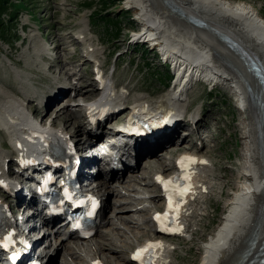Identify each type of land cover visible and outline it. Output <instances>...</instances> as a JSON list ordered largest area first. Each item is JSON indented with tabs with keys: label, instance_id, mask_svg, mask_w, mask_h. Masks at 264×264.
<instances>
[{
	"label": "bare ground",
	"instance_id": "obj_1",
	"mask_svg": "<svg viewBox=\"0 0 264 264\" xmlns=\"http://www.w3.org/2000/svg\"><path fill=\"white\" fill-rule=\"evenodd\" d=\"M126 5L128 10L136 16L137 26L141 28L138 33L133 35V41L145 46L148 44L151 50H160L157 51V55L159 57L162 56V60L167 65L171 64L172 66H170L175 71L174 75H176L177 79H174L173 86L171 87V84L165 85L167 93L161 96V98H159L160 96L157 97L156 99H159L154 103L143 100L132 101L133 96L131 94L135 91L129 90L125 85L121 86L114 80L112 75H107L108 72L99 61L94 65L87 63L90 66V70H83L91 73V76L94 77L93 82L96 88L94 95L88 97V100L101 92H105L110 87L112 91H116L113 101H115L118 107L114 113L108 114V112H103L101 116L99 115L100 117L96 116L99 118H95L94 122V119L90 118L89 115L92 113L91 109L81 106V116L83 117L81 123L86 126L84 125L83 131H81L82 129L74 131V139H72L73 134H70V131L68 133L65 128L54 129V127H59L55 126L56 124L48 128L46 126L47 120H44L47 116L46 113L44 115L46 108H50L62 96H66L64 99L69 98L65 94L68 87L64 86L65 80L68 79L67 75H69H66L67 69L64 72L63 78H58L54 81L52 87L54 91L46 96V101L45 99L41 100L42 103L40 104L38 100L48 91L45 90L43 95L37 99H32L26 93L28 89L26 85L27 89L22 97L13 94L12 91H8L7 93L0 91V100L2 97L0 103V130L6 140L0 146V178L3 176L5 164H7V175L14 176L11 165L18 160L15 157L17 156V147L24 146L30 148V144L26 138H29V136L39 137L38 129L44 133L43 140H41L44 144L49 142L46 145L52 150L62 149L65 153V150L71 152L72 150L78 151L79 149L85 152V144L92 136V133H102L108 125L123 121L126 112L131 111L133 107L134 109L131 114H134L138 122L131 127V131L136 134L134 137L138 142L137 152L131 156L127 155L130 153L128 150L127 154L121 151L116 156L117 167L111 166L109 172L97 171L94 177L97 178L95 180L97 181L95 182L96 186L91 189V192L101 199L103 206L107 208L111 207L106 204L107 197L110 194L117 197L121 195V192L115 190V188L122 184L121 180L124 177L121 172L131 167L129 165L131 162L133 166H136L141 152L165 142L166 149L179 151L184 147L183 145L188 144V142H179L191 139L193 142L192 147L185 146L184 148H191L193 152L183 151V153L189 154L190 158H194L195 162L188 164L186 169V174L190 177V190L185 195L183 203L178 210L174 226L176 230L163 233L151 221L153 218L151 210L162 211L164 206L162 195L159 193L151 195V198L147 200L151 206H141L145 201L139 195H144L147 192L150 193V188L155 187L139 178L140 168L138 170L139 175L137 174L135 177L131 174L134 168H130L127 171L129 176L127 177L125 192H135L138 194V198L133 197L132 199L135 204H132L131 201L123 203L120 199L116 200L112 204L113 216L105 220L103 219L104 217L102 218L100 210L103 207H101L98 211L95 231L86 239L81 240L78 238L75 233L69 231L70 228L67 226L62 228V226L57 225L58 228L53 233L55 226L50 227L51 221L44 219L38 227L35 224V219L40 220L41 218L39 214L31 216L33 212L30 210V202L20 207H13L12 211L20 214V211L23 209V213L27 211L25 214L26 218L29 215L31 216L28 221H33L34 223L32 224V231L28 234L29 236L40 234L42 231L41 237L34 243L32 248L33 255H36L35 258L40 261V264H45L43 261L45 258H48V249L51 247V235L55 240L54 243L59 244L57 248L61 244L64 247L63 249L68 252V256L73 259L72 264H80L77 262H81L79 252L84 248L83 243L89 242V246L87 245L88 252H85L86 255L90 254L89 250L93 248L92 241H94V235H98L99 232L100 238L107 241V244H99L98 242L96 244L95 242V251L92 249L93 253L90 256L88 255L89 257L85 259L86 262L83 260L85 264H112L110 260L118 264H137L132 258L135 248L134 242L128 244L131 249L129 255L126 254L128 247H126V251L119 249L122 245H127L125 236L119 230L121 229L122 231L125 228L132 235L133 233L135 234V230H131L133 226L136 227L135 219L129 215L134 214L139 216L141 213L144 215H141V220L138 221H142L141 224H146V226L149 225L153 235L150 238V235L136 233L137 235L134 236L136 238L135 241L143 245L148 242L158 243L161 247L156 248V259L152 264H170L167 260L169 254L174 249L164 239L189 235L190 238L188 239L191 240L195 233L188 232L189 224L199 216L198 213L204 212L200 202L212 188L213 165L205 154L203 156L198 153L200 152V148L205 146L201 136H199V132H207L208 125L201 124V126L196 123L197 121L200 123V120L203 122L200 110L189 113L188 110L183 112L186 109V102L192 94L190 86H193L198 81H203L208 85H212V87L219 86L229 91L237 104L236 106L238 107L236 109L239 112V124L237 126L242 130L243 159L241 171L239 170L236 177V191L228 200V209L221 223L203 246L198 264H247V261L253 258L261 245V241L252 245L253 238L251 235H253L255 230H257L256 237L264 234V154L260 150V142L264 144V107L261 108V104L264 105V95L256 79L247 72L242 56L245 53L247 56L256 58L264 68V20L258 13L255 15L250 6L240 2L230 3L225 0H126ZM222 37H227L229 40L235 42L239 54L231 50L228 44L221 40ZM71 39L72 42L76 39H79L80 42L82 37L73 36ZM81 43L84 48L83 52L89 54L87 48L92 50L89 47L90 45L87 47L86 43L83 41ZM132 45H135V43ZM53 50L62 51V48L58 46ZM38 51L43 62L46 65L48 64L49 71L51 72L55 68L64 69L65 61L68 63L75 62V59L72 60L70 55L66 58L67 60H64L63 64L56 65V60L54 61V59L58 56L59 52H56L57 55L52 56L47 49L41 48ZM72 51H75V49L73 48ZM63 52L69 53L67 51ZM92 53L99 54L97 50L91 51L90 54ZM82 56L84 57L83 53ZM83 57L82 59H84ZM79 60L80 63H78L82 66L83 60ZM48 61L51 62L47 63ZM83 75L82 73L77 78L74 76V72L70 74L71 81L69 83L72 87L69 92L73 91L70 94V98H73L76 94V98H79L78 100L87 99V91H84L81 86H91V84L86 83ZM45 79L42 78V80ZM116 86H119L118 90H115ZM19 88L22 89L24 86L21 85ZM127 95L130 100H128ZM150 96L152 95H148L146 92L145 97ZM176 98L178 100H175ZM30 99L32 102H30ZM26 101H28L27 104H25ZM68 102H73L75 106L67 105L66 103ZM253 102H259V104L254 106ZM66 103L64 104L65 107L63 106V110H58L60 113L61 111L70 112V115L67 116L68 123L70 119L75 118V115L80 116L79 113L75 114L73 110V107L79 108L80 105L78 102L70 100L66 101ZM182 113H184L183 117L185 116L184 120L181 117ZM152 122L158 126L152 128L151 134L157 133V135L149 139V135L144 133L145 130L141 126ZM181 124H184L182 125L184 127ZM92 128L94 129L92 130ZM82 135L84 138L81 137ZM78 136L82 138V141H78L76 138ZM16 138H18V143L16 142ZM193 138L197 139V141L200 140L201 145L199 146L194 142ZM36 149L33 148L32 150L35 151ZM3 150L6 151L3 152ZM81 162L82 168L80 172L84 174L90 173L92 167L98 166V162H95L92 157L83 158ZM32 165V163L27 164V166ZM116 171L119 175L115 174L117 173ZM133 182L146 188H139V190L136 187L137 189H135L134 186L130 185ZM112 184L115 186H112ZM3 193L6 194L7 190L0 184V235L8 233L12 228V224L16 221V217H9L8 215V210L11 209V204L8 203L11 196L3 195ZM221 194L223 193L221 192ZM32 197L34 198L33 192ZM4 213L7 214V218L3 216ZM106 226L109 227L108 231L102 234L103 231L99 229H106ZM127 231H125V234ZM110 234L113 238L110 237ZM56 235L58 236L55 237ZM58 240H61L60 243H57ZM115 240L120 242V246L117 245ZM44 242L48 243L44 244ZM42 245L44 246L43 249L38 252ZM245 254H250L246 262H244ZM12 257L14 264H22L24 258H27V256L22 258L19 249L13 250ZM63 264L69 263L68 261H64Z\"/></svg>",
	"mask_w": 264,
	"mask_h": 264
},
{
	"label": "rangeland",
	"instance_id": "obj_2",
	"mask_svg": "<svg viewBox=\"0 0 264 264\" xmlns=\"http://www.w3.org/2000/svg\"><path fill=\"white\" fill-rule=\"evenodd\" d=\"M225 1L230 3L240 2L250 6L254 14L256 15L258 13L264 20V0ZM126 6V0H4L3 9H0V21L6 27V32L0 31V91L4 93L12 91L13 94L22 97L27 89L25 87L26 85L28 87L26 93L30 95L32 99L40 98L45 90L48 91L38 100L40 104L42 103L41 100L45 99L46 101V96L54 91L52 88L54 81L58 78H63L64 72L67 69L66 75H69H67L68 79L65 80L64 86L68 87L66 88L65 94H67L69 98L64 99L66 96H62L58 101L54 102L50 108H46L44 115L47 114V116L44 120L48 121L49 119H53L56 115L49 126L56 124L55 126L59 127H54V129L65 128L67 132L70 131V134H73L72 139H74L75 130L82 129L81 131H83L86 126L81 123V119L83 118L81 116V106L79 108L73 107L75 114L79 113L80 116L75 115L76 119H70L68 123L67 116L70 115V112L61 111L60 113L59 110H63L66 101H75L76 99V94L74 93L75 96L70 98V94L73 91L69 92L72 87L69 83L71 81L69 76L72 72H74V76L77 78L83 73V78L86 83L91 84V86L80 85L84 91H87V99L94 95L96 90L95 83L93 82L94 77L91 76V73L83 70H90V66L87 63H92L94 65L99 61L104 65L108 72L107 75H112L114 80L121 86L125 85L129 90L135 91L131 94L133 96L132 101L143 100L145 102H156L161 96L167 93V89L164 87L167 76L171 74V72L169 68L165 67L167 63L162 60V56H160V58L157 55V51L160 50H151L148 44L145 46L144 44L133 41V35L138 33L141 28L137 26L135 20L136 16L129 11ZM115 30H119L120 34L119 38L116 40L112 38ZM73 36H80L82 39L80 42L79 39L72 42L71 38ZM82 41L86 43L87 47L90 45L89 47L92 50L87 48L89 54L83 52L84 48L81 43ZM133 43H135V45H132ZM58 46H61L62 51L53 50ZM41 48L47 49L52 56L57 55L56 52H59L58 56L54 59V61L56 60V65L63 64L64 60H67L66 58L70 55V58L72 60L75 59V62L68 63L65 61L64 69L55 68L51 72L49 71L48 64L46 65L41 59L38 51ZM73 48L75 51H72ZM93 50H97L99 54H90ZM82 57L84 59H82ZM79 59L83 60L82 66L79 64ZM50 62L51 61H48L47 63ZM80 67H82V69H80ZM81 70L83 71L81 72ZM42 78L46 79L42 80ZM174 81L175 80H173V83ZM21 85H23L24 88H19ZM117 87L119 88V86ZM190 87L192 88V94L187 100L186 109L183 112L188 110L189 113L200 110L203 116V122L200 120V123L199 121L196 123L208 125L207 132H199L200 136L203 134L201 138L205 146H202L198 153L203 156L205 154L210 160V163H212L213 171L211 179L213 180L211 184L212 188L200 202L204 212L198 213L199 216L190 222L189 229H187L189 233H195L191 240L188 239L190 238L189 235L164 239L171 245V248L174 249V251H171L169 254L167 260L170 264L199 263L203 246L221 223L228 209V200L236 191V177L239 170L241 171L243 159L242 130L237 126V124H239V112L236 109L237 104L231 96V93L219 86L212 87V85H208L203 81H198ZM146 92L148 95H152L147 97L148 99L145 97ZM157 97L159 98L156 99ZM128 100H130L129 96ZM1 101L2 97L0 103ZM30 102H32L31 99ZM27 103L28 101H26L25 104ZM66 104L75 106L73 102H68ZM30 106L32 105L30 104ZM183 114L184 113L181 114V117H183ZM182 119L184 120L185 116ZM153 125H156V127L158 126L157 124H151L150 127ZM182 125L184 124H181V126ZM105 129H107V127ZM78 137H76L78 141H82V138ZM81 137L84 138L83 135ZM5 141V136L0 130V146L2 142ZM193 141L197 142L199 146L201 145L200 140L197 141V139L193 138ZM184 142H188V144L183 145L184 147H192L193 145L191 139L183 140L179 143ZM184 147L174 152L179 154L180 152L189 150V148ZM5 151L3 150V152ZM80 152H83V150H80ZM129 165L131 167L128 169L134 168L131 173L132 176H137V165L133 166L132 162ZM128 169L121 172L124 177L121 180L122 184L120 183L121 185L117 187L118 190L115 188L116 191L121 192V195L117 197L110 194L106 199V204L111 207L107 208L103 206L101 209L102 218L104 217V220L113 216L112 204L116 200L120 199L123 203L131 201L132 204H135L132 199L133 197L138 198V194L135 192H125L127 177L129 176L127 172ZM115 174H118V172ZM130 185L134 186L135 189H144L145 187L134 182ZM112 186L115 185L112 184ZM112 189H114V187H112ZM152 190L153 187L150 188V191ZM221 192L223 194H221ZM8 203L11 204V207L14 204L12 201ZM144 206H150V203L146 202ZM23 211L22 209L20 213H23ZM141 215L144 214L141 213L139 216L137 215L140 219L134 214L129 215L135 219L134 222L136 223V227H138L136 228L133 226L131 230H135L134 232L136 233L152 236L153 232L150 230V226L141 224L142 221H138L141 220ZM38 221V219H35V224L37 226ZM57 228L58 227L54 228L53 233ZM105 228L106 229H99L104 232H102V234H105V232L107 233L109 227L106 226ZM125 231H127L125 228L122 231L121 229L119 230V232L125 236L127 245L130 242H134L135 245L136 238L134 236L137 234L133 233L132 235V233L128 231V233L126 232L125 234ZM40 233H42V231ZM99 233L98 235H94V241H92L93 248L89 250L91 252L88 254L89 256L93 253L92 249L95 248V242L96 244L97 242L99 244H107V241L100 238ZM57 236L58 235L55 237ZM111 236L110 234V237ZM50 239L51 247L48 249L49 255L43 262H45V264H63L64 261H68L69 264H72L73 259L68 256V252L63 249L64 247L60 244V247L57 248L59 244L54 243L55 240L52 235ZM60 241L61 240H58L57 243H60ZM115 241L117 245L120 246V242L117 240ZM46 243L48 242H44V244ZM88 244L89 242L83 243L84 248L79 252L81 255V262L77 263L81 264L83 262L82 264H85V259L89 257L86 255V252H88ZM127 245H122L119 249L126 251V247H128L126 254L129 255L131 249L130 245ZM114 262L115 261L110 260V263L118 264Z\"/></svg>",
	"mask_w": 264,
	"mask_h": 264
},
{
	"label": "snow or ice",
	"instance_id": "obj_3",
	"mask_svg": "<svg viewBox=\"0 0 264 264\" xmlns=\"http://www.w3.org/2000/svg\"><path fill=\"white\" fill-rule=\"evenodd\" d=\"M195 160L194 158L190 157H184L181 158V161L178 163L180 164L181 168L185 170L186 172V164H191L194 163ZM177 179H181L183 181H188L190 179L189 175L185 174L184 176L180 178L176 177H171L169 178L168 181H164L162 178L157 177V181L161 183L165 196L167 198V207L165 212L161 215L160 213H157L154 216V219L157 221L159 228L161 231H173L176 230L173 227L170 226L169 221H170V216L171 219L174 221L175 218V213L177 211L179 201L176 200L175 198H180L182 200V197L186 194V192L189 190V185L185 184L183 186L178 185L176 183ZM161 247L158 243L153 244L149 243L147 244L144 248L138 249L134 254H133V260L140 261L141 264H152V257L145 258V254L148 253L151 249Z\"/></svg>",
	"mask_w": 264,
	"mask_h": 264
},
{
	"label": "water",
	"instance_id": "obj_4",
	"mask_svg": "<svg viewBox=\"0 0 264 264\" xmlns=\"http://www.w3.org/2000/svg\"><path fill=\"white\" fill-rule=\"evenodd\" d=\"M225 39V37H223ZM229 43H233L231 40H227ZM232 48L231 46L229 47L231 50H233L235 53L239 54L238 48L236 46L235 43L232 44ZM244 56V57H243ZM242 56L243 60V64L246 66V69L248 70V72H250V74L256 79L259 87L261 88V92L264 95V68L262 66V64L256 59V58H252L251 56H247L245 53ZM259 104V102H253L254 106H257ZM264 105L261 104V108H263ZM264 116V115H263ZM264 144H262L260 142V150L263 152L264 154V148H263ZM263 148V149H262ZM253 240H252V245L257 244L258 241H261V245L259 247L258 252H260L262 249L264 250V234L262 236L256 237L257 236V230H255L253 232V235H251ZM250 253V252H248ZM248 254L244 255V262L247 259ZM264 257V253H260L256 256H254L252 259H250L247 264H260L262 263L261 258Z\"/></svg>",
	"mask_w": 264,
	"mask_h": 264
},
{
	"label": "trees",
	"instance_id": "obj_5",
	"mask_svg": "<svg viewBox=\"0 0 264 264\" xmlns=\"http://www.w3.org/2000/svg\"><path fill=\"white\" fill-rule=\"evenodd\" d=\"M6 3V2H5ZM8 3V2H7ZM3 4H4V0H0V9H3ZM0 31L1 32H6V27L3 25V23L0 21ZM117 34V35H116ZM119 30H115V33L113 34V36H112V38L113 39H118L119 38ZM170 76L168 75L167 76V79L166 80H168V78H169ZM165 85H167V83L165 82Z\"/></svg>",
	"mask_w": 264,
	"mask_h": 264
}]
</instances>
